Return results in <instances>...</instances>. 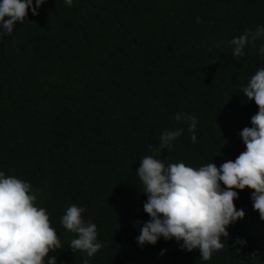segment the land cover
Wrapping results in <instances>:
<instances>
[{
  "label": "trees",
  "instance_id": "trees-1",
  "mask_svg": "<svg viewBox=\"0 0 264 264\" xmlns=\"http://www.w3.org/2000/svg\"><path fill=\"white\" fill-rule=\"evenodd\" d=\"M258 26L264 0H45L0 38V171L29 182L47 209L63 246L49 253L56 264H264V220L247 187L234 201L245 217L207 261L175 238L136 240L150 219L135 172L143 156L219 167L246 150L239 133L258 106L242 87L264 66V39L238 58L228 41ZM176 113L196 117V143ZM176 128L170 148L149 150ZM71 204L97 226L92 257L68 246L76 234L60 217Z\"/></svg>",
  "mask_w": 264,
  "mask_h": 264
},
{
  "label": "clouds",
  "instance_id": "clouds-1",
  "mask_svg": "<svg viewBox=\"0 0 264 264\" xmlns=\"http://www.w3.org/2000/svg\"><path fill=\"white\" fill-rule=\"evenodd\" d=\"M44 2L0 0V38L12 34L15 22L23 23L29 8L34 15L38 14ZM65 3L71 6L73 0ZM196 22H200L199 17ZM257 39H264V26L254 31L248 29L229 40L233 57H241L244 47ZM258 52L264 59V45ZM242 92L247 100L255 102L258 111L251 117L252 126L244 127L239 133L246 150L235 160H227L219 167L212 162L194 168L184 162L165 165L162 159L152 155L141 158L135 172L142 182V192L147 194L143 210L150 219L139 229L136 237L139 246L155 245L160 237L175 238L181 249H198L203 260L211 259L213 252L224 248L226 241L222 238L229 236V226L246 215L234 203L238 198L236 189L252 190L253 208L264 220V66L255 71ZM174 119L189 121L187 130L191 141L196 143V117L176 113ZM183 131V128L165 130L159 137V146L149 145V150L159 155ZM35 201L29 182L0 171V264H45V258L46 264H56V258L49 253L63 246L51 226L47 209L37 207ZM83 211L71 204L60 217V223L76 234L68 245L72 252L81 251L92 257L103 244L97 239L96 224L82 218ZM234 243L245 245L247 241L236 238ZM240 250L237 248L236 252ZM83 264H89L88 259H83Z\"/></svg>",
  "mask_w": 264,
  "mask_h": 264
}]
</instances>
